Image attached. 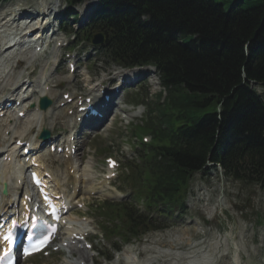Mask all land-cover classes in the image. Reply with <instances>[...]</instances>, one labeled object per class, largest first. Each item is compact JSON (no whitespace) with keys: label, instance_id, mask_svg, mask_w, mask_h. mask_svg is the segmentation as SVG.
I'll return each mask as SVG.
<instances>
[{"label":"trees","instance_id":"obj_1","mask_svg":"<svg viewBox=\"0 0 264 264\" xmlns=\"http://www.w3.org/2000/svg\"><path fill=\"white\" fill-rule=\"evenodd\" d=\"M98 1L84 36L103 32L106 55L120 65H153L162 88L145 104L140 131L152 140L140 144L131 180L145 213L108 206L105 231L129 242L167 228L151 215L182 212L207 161L264 189V104L250 89L252 81L264 87V0Z\"/></svg>","mask_w":264,"mask_h":264},{"label":"rangeland","instance_id":"obj_2","mask_svg":"<svg viewBox=\"0 0 264 264\" xmlns=\"http://www.w3.org/2000/svg\"><path fill=\"white\" fill-rule=\"evenodd\" d=\"M39 2L42 3L43 12L45 13L44 23L49 22L55 26L58 18L51 19L50 12L58 13L60 17L65 10V0H5L0 4V24L5 26V29L0 31V47L7 42L11 32H13L12 29H7V20L16 18L20 10H25L31 16L35 15L36 12L41 11ZM81 6L74 8L79 15L76 21H67L68 26L73 27L75 31L82 24L79 22L82 15ZM27 22V24H30L28 29H33L31 27L34 23H37V20L31 19ZM21 23L23 22L21 21ZM61 36H58V38H61ZM82 37L78 36L79 40ZM89 40H91V37ZM77 42H72L70 50L84 51V57L88 56L85 62H79V64H83L82 70L89 73L92 83L102 82L106 84L112 79L113 76L110 74L113 71L122 69L113 65L107 59L104 62V59L97 55L95 50H92L91 47L93 46L90 42L81 41L79 43V41V44ZM53 43L44 48L46 52L37 56L32 49L7 51L3 56L6 58L3 63L4 68L0 67V93H4L17 81L27 76L33 78L37 87L35 90H38L40 89L39 83L43 73L45 75L49 74L50 83L48 84L51 87L56 86V89L47 92V97L52 99L53 106L50 108L49 113L47 112L42 117L45 128L55 134L73 127V123L65 112L55 106L60 101L62 91L71 92L72 94H84L85 96L90 94V91L84 87L86 86V78L81 76V72L76 74L79 76L77 81L68 82L66 69L63 65H60V50L53 49ZM146 71L149 72L150 70L138 72V76L142 77L143 80L137 87L125 88L123 91L124 100L122 105L117 108V116L115 118L112 116L106 121L103 128L95 136L91 135L85 140H79L84 143L81 146L78 158L82 163L84 161L89 162L84 165V167H87L88 173L85 175L84 180L79 182L80 186L78 181L75 182L76 174L68 175L67 184L72 187L79 186L77 200L88 208L84 205L75 214L68 216V219L77 226L84 225V227H88V231H97L95 221L97 212L93 208H97L98 202L100 203L105 195H110V199L119 200V195L113 191L111 185L113 181L109 186L102 178V173L105 171L104 158L112 156L118 161H122V153L128 152L129 147L135 142L131 132L134 130V126L139 124V119L145 113L142 107H135L139 101L138 99L143 97V92H148L149 95L154 96L160 90L156 75L150 71V75L146 76ZM129 76L131 78L133 75L130 74ZM137 89H142V94L133 98L132 95L139 92L136 91ZM257 90L260 94H264L262 88L258 87ZM129 95L130 99L127 100ZM131 111H134L133 115L138 117H131ZM31 119H34V116L29 118V120ZM12 120L14 121V119ZM43 121L39 119V123H43ZM3 123L5 121L0 122V125H3ZM1 128L4 130L5 127L0 126V133L2 132ZM14 128V130H8L14 137L24 136L22 138L29 141L36 139L37 134L33 130L35 129L33 125L24 126V124H21L20 126H14ZM84 131L87 132V130ZM14 132L19 135L17 136ZM146 137L150 138L149 135H146ZM13 140L14 138L10 143ZM7 143L8 137L1 134L0 151L5 150ZM55 160L60 169L65 170L67 162L57 157H55ZM0 168L3 170L6 167L0 165ZM98 188L100 191L103 190L101 194H96ZM138 208H142V206L138 205ZM186 209L181 217H173L168 229L149 233L140 242H132L129 245L122 246L121 251L125 250L136 254L138 256L137 261L124 260L121 257V252H119L121 259H116L114 252H110L106 240L93 237L91 244L99 254V259L94 257V252H86L74 247V256L68 260L65 259L67 254L64 253L63 249L61 254H51L48 257L40 256L32 260L31 264H74L72 261L77 258L80 261H86L88 264H104L100 257L102 254L111 257V261L107 264H264V200L262 190L258 186H247L225 179L219 170L209 167L202 173L194 175L186 199ZM258 221L260 222L258 223ZM62 258H64V261H62Z\"/></svg>","mask_w":264,"mask_h":264},{"label":"bare ground","instance_id":"obj_3","mask_svg":"<svg viewBox=\"0 0 264 264\" xmlns=\"http://www.w3.org/2000/svg\"><path fill=\"white\" fill-rule=\"evenodd\" d=\"M90 7V4H87L86 6H85V9L84 10H86V9H88ZM11 24V23H10ZM12 25V24H11ZM31 30V29H30ZM33 30V29H32ZM37 32V31H36ZM35 32V33H36ZM40 34L38 33L35 37H37L38 38V36H39ZM14 42V40H12V41H9L8 43H4V46L2 47V48H4V47H6V46H10L12 43ZM1 48V49H2ZM2 70V69H1ZM49 92V91H48ZM41 95H44V93L42 92V91H39V96H41ZM98 100L99 99H97L96 101H94L95 102V105H97V103H98ZM39 119H41L40 117H38V119L36 120V128H38V130H40V128H41V126L43 125V123H39ZM5 121V123L6 124H8V125H6L7 127H5V129L4 130H7L6 128H8L10 125H9V123H10V120H8V119H3V120H1L0 122H4ZM13 124V123H12ZM12 156V155H11ZM15 163V164H14ZM57 170V169H56ZM58 171V170H57ZM9 173V174H11V176H14V178H16V179H20V180H22V181H25V176H26V174H25V170L23 169V166L20 164V162L19 161H15V162H13V163H10L9 164V170H8V166H7V168H6V170L3 172L5 175H6V173ZM52 176L54 177V179H55V182H56V187L53 189V190H57L59 193H64L63 192V185H61L62 184V182L60 181L61 180V176H59L58 174H56V173H52ZM2 178H3V174H2ZM0 180H2V179H0ZM2 187V182L0 183V188ZM10 189H6V191L8 192V194L6 195V196H4V195H2V199H3V201H5L6 202V204H9V203H11L12 202V200L10 199V196H9V192H11V191H9ZM11 197H15V196H11ZM6 199V200H5Z\"/></svg>","mask_w":264,"mask_h":264},{"label":"snow or ice","instance_id":"obj_4","mask_svg":"<svg viewBox=\"0 0 264 264\" xmlns=\"http://www.w3.org/2000/svg\"><path fill=\"white\" fill-rule=\"evenodd\" d=\"M110 166H114L112 164V162H110ZM3 239L5 241H7L9 245H11L12 242H13L11 234L4 236ZM49 239H50L49 237H45L44 239L40 240L36 244H33V245L25 248L24 249V254L28 255V254H31V253H33L35 251L41 250L43 247L47 246V244L49 243Z\"/></svg>","mask_w":264,"mask_h":264},{"label":"water","instance_id":"obj_5","mask_svg":"<svg viewBox=\"0 0 264 264\" xmlns=\"http://www.w3.org/2000/svg\"><path fill=\"white\" fill-rule=\"evenodd\" d=\"M102 41H103V39L101 36H95L94 40H93V44H100V43H102ZM49 104H50L49 101H47L46 99H43L41 101V108L45 109ZM46 136H47V133L45 132L44 137H46Z\"/></svg>","mask_w":264,"mask_h":264}]
</instances>
